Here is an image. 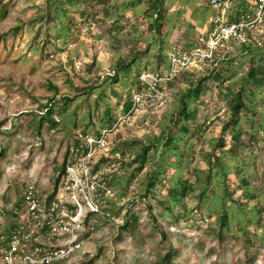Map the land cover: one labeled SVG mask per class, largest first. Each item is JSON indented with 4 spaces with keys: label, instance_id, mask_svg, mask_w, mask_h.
<instances>
[{
    "label": "rangeland",
    "instance_id": "374dc122",
    "mask_svg": "<svg viewBox=\"0 0 264 264\" xmlns=\"http://www.w3.org/2000/svg\"><path fill=\"white\" fill-rule=\"evenodd\" d=\"M49 1L0 0V211L14 209L30 185L40 193H48L55 170L76 133L86 131L95 136L110 128L103 123L107 113L114 125L126 113L121 107L138 75L144 70H165L167 54L173 48L195 44L210 17L199 0H165L164 25L161 33L155 34L148 30L146 0L137 6L131 0H97L68 10L74 23L68 31L69 19L61 17ZM49 10L53 11L51 17ZM262 57L264 65V49ZM62 60L67 65L77 61L80 67L63 69ZM241 60L245 65L235 69L237 76L249 65V59ZM130 61L128 70L118 72L119 64ZM194 82L189 79L171 85L161 105L138 114L114 131L108 156L113 155V145L118 141L139 139L149 145L152 162L134 177L132 169L114 174L118 177L110 181L103 214L94 216L96 223L90 221L94 224L92 235L85 238L83 233L81 249L63 264H264V85L255 92L257 114L252 113L254 104L248 101L250 109L241 113L244 134L235 154H216L220 165L244 178L256 195L244 212V224L251 237L247 242L235 222L220 234L219 224L206 218V208L219 209L214 200L223 193L222 177L212 178L210 201L199 205L198 199L206 171L213 166L214 157L209 164L207 155L216 151L228 119L220 89L234 80L222 86L217 81L207 82L196 115V124L205 120V128L201 125L196 134L184 137L180 148L185 157L155 148L157 137L167 127V116L178 106L179 93ZM63 95H69L72 101L62 114L51 116L57 125L51 127L45 122L37 126L40 111L45 110L42 107L54 98L52 105L60 111ZM250 132L256 133L253 140ZM106 170L111 173L113 169ZM150 171L158 173L162 182L158 184L153 178L154 186L148 191ZM179 171L195 189L183 197L181 204L172 203L169 210L163 203L171 201L169 189L175 186ZM226 184L230 189L234 186ZM147 191L145 198L139 197ZM115 214L116 219L111 216ZM125 219L129 222L126 230L121 228ZM10 220L0 213L3 226L7 227ZM170 251L166 263L163 258Z\"/></svg>",
    "mask_w": 264,
    "mask_h": 264
},
{
    "label": "built area",
    "instance_id": "2783aa9c",
    "mask_svg": "<svg viewBox=\"0 0 264 264\" xmlns=\"http://www.w3.org/2000/svg\"><path fill=\"white\" fill-rule=\"evenodd\" d=\"M199 1L210 12L206 34L198 36L190 49L173 48L167 54L165 70L142 71L130 93L129 110L114 125L95 136L76 133L63 157L64 172L48 193L31 185L26 188L21 207L14 211L16 216L7 227L0 223V264H63L72 258L81 249V236L92 235L94 216L103 214L110 194L107 182L114 171L119 173L120 153H113V162L102 161L109 154L114 131L161 105L181 73L201 76L217 69L218 61L238 55L242 48L264 45V0ZM67 66L80 67L77 61L67 65L62 60V68L68 70ZM106 168L113 170L109 173ZM0 213L5 215L3 209Z\"/></svg>",
    "mask_w": 264,
    "mask_h": 264
},
{
    "label": "trees",
    "instance_id": "16d2710c",
    "mask_svg": "<svg viewBox=\"0 0 264 264\" xmlns=\"http://www.w3.org/2000/svg\"><path fill=\"white\" fill-rule=\"evenodd\" d=\"M88 1H97V0H50V6L54 7L55 10L60 11L64 19L68 20L69 26L68 31L72 30L74 27V23L71 20L72 15H67L68 10L70 8H76ZM164 1L165 0H146V14L149 16L148 30L155 34H160L164 25L165 13H164ZM134 6L141 5L143 0H131L130 1ZM56 11V12H57ZM49 17L53 15V11H47ZM57 15V14H56ZM59 17V16H57ZM209 27V20L205 21V28L200 31V35L206 34L207 29ZM195 44H189L183 47V49H190ZM264 49V45L261 47H257L254 49L251 48H242L238 55L235 57H230L228 59H224L217 62V69L213 71H208L204 76L201 75L199 77L192 76L188 73H181L178 78L172 83L173 86L177 85L179 81H187L189 79H195V82L192 85H189L185 89L179 93L178 97V106H176L169 113L168 124L165 129L160 132V135L157 137V143L155 144L156 151L157 148H161L163 152L170 151L174 154H179L181 159L185 157L186 153L181 150V144L185 143V136H191L197 133L201 125L205 128V120L202 124H196L197 119V106L199 104H203V95L206 93L208 87L206 84L208 81H217L220 86L224 85L226 82H230V80H234L232 84L225 85V89H220V94L223 95V99L225 101L226 107L228 109V119L225 121L223 126V130L220 138L216 142V151H212L211 154L207 155L209 159L208 162L210 164V160L213 159V166L209 168L205 175V185L203 187V191L198 196L199 205L201 203H205L206 201H210L209 193H212L213 190L209 188L211 185V180L214 177H222L224 179V189L222 195L216 197L214 200L216 204L219 205V209L214 211L212 209L206 208V218L214 219L219 224L220 234L223 229H229L230 226L235 222V226L237 229L244 235L247 242H250V238H248V231L246 229V221L244 219V212H246L247 204L249 201L256 197L253 190H251L249 183L244 179L240 178L238 174L231 171V169L227 166H221L219 163V158L216 155L217 152L224 153L222 155H227L228 153L235 154L236 149L240 145V138L243 136L244 131L242 127V112H247L250 107L247 101L251 104H254L252 108V113L257 114V98L255 96V92L262 89L264 85V76L262 75L264 72V65L262 64V51ZM241 59H249L248 67L244 71L242 75L237 76L235 73V69L242 68L245 65L244 61H239L237 64H234L235 60ZM132 62L119 64L117 67L118 72H123L128 70L132 66ZM233 65V66H232ZM238 66V67H235ZM111 76V75H110ZM114 80V76H111ZM55 92L57 91L56 87H53ZM63 103L59 108L60 111L54 109L52 103H54V98L49 99L47 105L42 108L45 109L44 112L40 111V119L38 121L37 126H42L43 123H50L51 127L57 125V123L52 119V115H60L62 114L69 103L72 101V97L69 95H63L62 97ZM131 106L130 102V91L127 92L125 96V100L123 101L122 110L124 112L128 111ZM114 122L113 117L107 113L105 118L103 119L104 126L111 127ZM76 125V124H74ZM49 126V127H50ZM264 132V127L262 128ZM84 133L86 131H83ZM95 135L98 132L94 133ZM255 132H250V140L255 137ZM227 148L226 150H223ZM113 152L120 153L121 156V165L119 171H127L128 169H132L131 176L134 177L135 174H139L145 168L147 163H151V159L149 157V145H143L141 140L139 139H131V141H118V143L113 145ZM113 152L111 154H113ZM221 155V156H222ZM112 160V155L105 156L102 161H110ZM65 160L62 161V164L56 169V175L54 179L51 181V185L53 187L58 183L62 173L64 172ZM116 171H114V174ZM148 175V191L150 188L154 186V183L151 182L153 178L161 184L162 178L158 173L152 172L147 173ZM118 177V175H114L113 181ZM110 180V181H112ZM238 180V182H236ZM110 181L107 182V186L110 185ZM175 186L172 189H169L171 194V201H166L163 203L165 208L170 210L172 203L175 205L181 204L182 199L189 192L194 191L195 186L193 184H187V181L183 174L179 171L175 175ZM229 183H234L232 189L228 188ZM130 184H127L129 186ZM128 188V187H127ZM148 191L144 194H139V197L145 198L148 194ZM238 196H235V195ZM22 201V197L20 201L15 204L14 209L5 212V214L11 218L15 217V210L20 208V202ZM229 204V205H228ZM185 209V206H182ZM14 210V211H13ZM112 218H118V215H111ZM132 220L135 223L137 218L135 215L132 216ZM234 220V221H233ZM248 224V223H247ZM129 226V222L127 219L124 220L121 228L126 230ZM264 238V235H263ZM171 255V251L167 254L163 260L167 263L168 258ZM59 264V263H57ZM62 264V263H60Z\"/></svg>",
    "mask_w": 264,
    "mask_h": 264
},
{
    "label": "crops",
    "instance_id": "0c3cea01",
    "mask_svg": "<svg viewBox=\"0 0 264 264\" xmlns=\"http://www.w3.org/2000/svg\"><path fill=\"white\" fill-rule=\"evenodd\" d=\"M208 10V9H207ZM208 20H209V18H208ZM204 28H205V23H204V26H203V30H204Z\"/></svg>",
    "mask_w": 264,
    "mask_h": 264
}]
</instances>
